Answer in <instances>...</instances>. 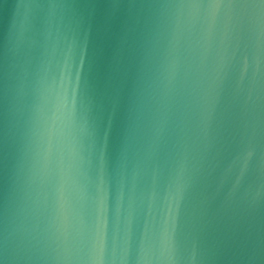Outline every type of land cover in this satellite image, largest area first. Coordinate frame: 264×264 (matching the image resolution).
Wrapping results in <instances>:
<instances>
[{
  "label": "water",
  "instance_id": "1",
  "mask_svg": "<svg viewBox=\"0 0 264 264\" xmlns=\"http://www.w3.org/2000/svg\"><path fill=\"white\" fill-rule=\"evenodd\" d=\"M0 264H264V0H0Z\"/></svg>",
  "mask_w": 264,
  "mask_h": 264
}]
</instances>
